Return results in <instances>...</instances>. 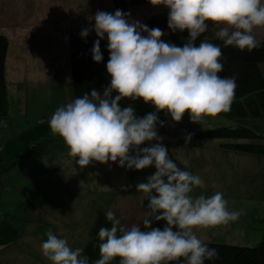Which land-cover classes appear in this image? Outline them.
Masks as SVG:
<instances>
[{
    "label": "clouds",
    "instance_id": "obj_1",
    "mask_svg": "<svg viewBox=\"0 0 264 264\" xmlns=\"http://www.w3.org/2000/svg\"><path fill=\"white\" fill-rule=\"evenodd\" d=\"M148 2L168 9L167 27L172 33L187 29L183 45L166 42L162 37L167 33L130 20L129 12L97 11L94 24L79 35L83 39L94 30L97 39L90 52L96 63L103 59L100 42L107 40L105 67L110 82L102 93L93 88L57 108L48 123L81 169L92 162H115L131 170L155 168L146 182L136 185L148 199L144 230L139 225L126 230L115 213L107 211L111 227L99 229L100 258L92 264H112L117 257L119 264H205L219 259V253L198 238L194 229L226 226L244 210L229 211L221 192L210 197L191 195L195 188L204 187V181L169 157L157 129L165 122L157 113L165 110L172 121L179 122L187 111L193 123L201 124L206 116L231 110L237 83L235 76L219 75L224 67L221 46L206 39L197 46L195 41L214 27L224 47L253 51L263 42L257 40L256 32L264 31V0ZM207 21L213 22L211 27ZM125 98L151 103L156 112L138 117L131 105L120 106ZM191 136L184 137L186 144ZM145 142L147 146L140 147ZM153 190L157 195H151ZM154 221L165 224L152 227ZM46 237L40 249L52 264H90L83 248L73 250L52 231Z\"/></svg>",
    "mask_w": 264,
    "mask_h": 264
},
{
    "label": "rangeland",
    "instance_id": "obj_2",
    "mask_svg": "<svg viewBox=\"0 0 264 264\" xmlns=\"http://www.w3.org/2000/svg\"><path fill=\"white\" fill-rule=\"evenodd\" d=\"M101 10L113 13L111 0H0V32L8 39L5 65L8 107L0 125V201L19 200L11 212L17 211L19 206L29 208L19 211L23 216H10L6 221L17 222L26 216L30 221L26 228L34 233L25 247L14 238L15 245L11 248L10 243L5 251L11 255L17 250L23 252L32 264H40L41 260L42 264H52L35 246L40 239L37 236L43 238L46 231L65 238L73 250L80 248L86 236L85 223L91 201L104 189L120 191L108 211L115 213L126 230L141 225L146 215L139 209L141 192L136 185L146 182L155 172L154 166L145 168L143 178L138 181H130L126 169L115 162H92L81 169L69 155L63 139L51 132L48 123L57 108L73 101L69 34L91 28L93 16ZM124 11L130 13V20L145 24L148 16L160 11V6L150 4ZM207 23L210 27L213 24ZM256 36L258 41L264 42V31L257 30ZM261 69L264 73V64ZM131 106L138 117L153 112L146 105ZM226 123H229L227 119L216 115L204 117L201 124L189 119L188 124L202 129ZM185 124L186 121L181 120L176 126L180 128ZM261 129L264 130V125ZM160 136L177 166L203 179L204 187L195 188L191 193L193 197H210L221 192L229 211L244 210L238 220L226 226L194 229L197 237L210 242L255 246L264 236L261 157L223 149L217 139L190 140L186 144L183 131L175 136L171 132ZM33 147L40 154L30 155L28 152ZM55 167L62 171L53 173ZM37 196L42 198L39 202H36ZM13 228H16L14 223L0 228V236L13 235ZM0 264L17 263L5 262L4 254H0Z\"/></svg>",
    "mask_w": 264,
    "mask_h": 264
},
{
    "label": "trees",
    "instance_id": "obj_3",
    "mask_svg": "<svg viewBox=\"0 0 264 264\" xmlns=\"http://www.w3.org/2000/svg\"><path fill=\"white\" fill-rule=\"evenodd\" d=\"M111 2L115 10L120 9L122 11L138 6L150 5L148 0H111ZM159 6L160 11L148 16L145 24L149 28H159L167 33V35L162 37L166 42L182 46L188 36L187 29L183 32L177 31L172 33L167 27L168 9L162 5ZM80 31L81 29L78 31L74 30L69 34V62L73 101L85 93H90L93 88L102 93L103 89L110 82V76L107 74L105 67L109 58L107 40L103 39L100 42L103 59L101 62L96 63L92 60L90 52L93 42L97 39L95 32L91 31L86 38L82 39L79 35ZM216 31L217 29H209L206 33L198 37L195 43L198 46L202 40L206 39L211 43L220 45L223 53L221 62L224 67L219 75L223 77H236V97L231 105V110L217 114L221 118L227 119L229 123L221 126L194 129L191 127V124H188L189 119L186 111L181 119L185 120L186 124L181 125L179 128V125L176 126L177 122L172 121L170 115L165 114V110H160L157 113L158 118L165 123L163 127L157 125L158 135L171 132L175 136L179 131H183L185 135L188 133L192 134L191 140L203 141L217 139L220 140L219 147L223 149L264 158V130L261 129L264 125V73L261 69L264 64V42L259 43V46L251 52L247 50L240 51L232 46L224 47L223 42L216 38ZM7 51L8 39L0 32V125L3 124L4 115L8 107L5 79ZM119 103L126 105H146L151 107L153 112H156L155 107L151 103L146 104L139 98L135 102L129 98H125ZM141 146L145 147L147 145L142 144ZM34 147L28 153L30 155L40 154ZM261 158L259 159L260 165L264 164V160ZM143 170L126 169L127 178L130 181L133 179L138 181L144 176ZM52 171L53 173H60L62 170L60 167L58 169L55 167ZM107 189L102 190L103 192H98V197L92 199V205L89 207L90 215L88 214V219L85 223L86 236L82 240L80 248L84 249L83 255L89 258L90 264L100 258V242L97 233L101 227H111V222L106 220L105 213L112 206L115 198L120 194L119 190H114L115 188ZM139 195L141 199L139 209L147 213L149 211L146 207L148 199L142 192ZM151 195L157 194L153 190ZM37 198L38 200L36 202L42 199L41 196H37ZM12 200H10L11 202L9 204L14 207V204L19 200ZM24 208L25 210L29 209L19 206V209H22V211ZM0 216H3L2 212H0ZM164 224V221H154L151 226L162 228ZM139 226L141 230H144L143 223ZM48 230H50V226ZM46 233L44 237H46ZM16 236L14 231L11 239L13 240ZM200 239L202 240L203 238ZM202 241L209 244L210 247L216 248L219 253V259L212 261L206 260L205 264H264V236L255 246L210 242L204 241V239ZM119 260V257L115 258L112 264H119ZM29 264H32V262H29Z\"/></svg>",
    "mask_w": 264,
    "mask_h": 264
},
{
    "label": "crops",
    "instance_id": "obj_4",
    "mask_svg": "<svg viewBox=\"0 0 264 264\" xmlns=\"http://www.w3.org/2000/svg\"><path fill=\"white\" fill-rule=\"evenodd\" d=\"M5 65H6V60H5ZM5 79H6V83H7L6 66H5ZM0 148H1V145H0ZM3 188L4 189L7 188L6 185L3 186ZM1 199H2V195H0V200ZM10 202L11 201L9 199H8V201H4V202H3V200H2V202L0 201V212H2V214H3L2 217L0 216V228L7 227L11 223L16 224V228H13V230L15 231V235H17V236H16V238L15 237L14 238L16 239L17 242H21L22 243L21 244L22 247H25L27 245V242H29V237L34 236V233L30 232L29 229L26 228L27 225H28V227L30 225V221H29V219L26 216L22 217V219L17 221V222L6 221V218L7 219H11L10 216L15 217V215H17V216L22 215L21 213H19V211L21 209H18L17 211L11 212V210L14 209V207L11 204H9ZM8 205L10 207H8ZM44 236H45V234H44ZM40 237L41 236H39V237L37 236V238H40ZM13 240L11 239V235L10 234L0 236V254H4L5 262L9 261V263H10L11 260H14L17 264H25V263L29 264L30 261L27 260L28 258L26 256V254H24L23 252L19 253V251L17 249H14V250H17V252L13 253L11 255L8 251L7 252L5 251V247L8 246L10 243L12 245L11 248L15 245V243H13ZM40 241H41V238L37 242H35V246L38 249V253L42 254L41 253V249H40L41 243H39ZM1 251H5V252H1ZM41 258H42V256H41ZM22 259L24 261L20 263V260H22ZM41 261L44 262L43 260H41ZM42 262H40V264H42Z\"/></svg>",
    "mask_w": 264,
    "mask_h": 264
}]
</instances>
